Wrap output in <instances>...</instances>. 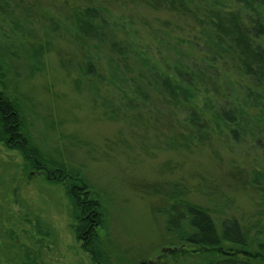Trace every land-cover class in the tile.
<instances>
[{
	"label": "rangeland",
	"instance_id": "374dc122",
	"mask_svg": "<svg viewBox=\"0 0 264 264\" xmlns=\"http://www.w3.org/2000/svg\"><path fill=\"white\" fill-rule=\"evenodd\" d=\"M258 3L253 10L257 4L234 0H0L4 94L30 143L93 193L109 264L222 260L167 229L178 226L165 216L177 200L206 211L218 235L238 224L247 245L224 243L234 251L225 259L256 263L264 85L244 75L213 12H234L248 28L264 20ZM87 19L92 33L79 30ZM166 78L188 87L190 98H170ZM76 213L64 184L0 144V264H94L75 235Z\"/></svg>",
	"mask_w": 264,
	"mask_h": 264
},
{
	"label": "trees",
	"instance_id": "16d2710c",
	"mask_svg": "<svg viewBox=\"0 0 264 264\" xmlns=\"http://www.w3.org/2000/svg\"><path fill=\"white\" fill-rule=\"evenodd\" d=\"M216 2L218 0H210ZM237 3H245L246 7H253L256 10L260 0H234ZM264 7V0H261ZM91 16V11H87L86 17ZM214 28L220 35L230 40V47L237 55V59L242 65V71L245 76L258 81L264 85V20L261 18L249 20L251 27L246 28L241 25L239 16L234 13L223 15L221 12H213ZM92 22L90 20L81 21L79 30L93 32ZM113 47H117L113 44ZM6 75L0 65V144L11 150L18 151L25 163L34 173L44 177L47 181L53 183H62L66 186V195L69 197L76 208L75 219L78 225L75 235L79 241H82V249L89 254L94 264H109L106 252L101 246V238L97 230L103 227V214L100 205L96 201L93 193L89 190L84 180L79 178L78 174L68 172L62 164L50 161L44 156L38 148H35L29 141L25 133L24 122L18 108L8 100L4 94ZM177 82V81H176ZM173 82L170 78L163 79L161 87L174 101L178 98L188 99L191 96L190 89L183 87L178 82ZM223 119L233 123L230 114H223ZM191 123L200 124L196 119V113L191 112ZM203 129V127H201ZM176 191L177 188H174ZM167 221L170 224L172 219L178 222L175 230L179 242L188 243L195 246L197 251H220L223 259L210 264H264V236L263 241L258 244V253L255 256L256 263L250 259H240L234 255H225L234 252L232 249L222 250L224 243L233 247L244 249L247 245L245 234L235 222L230 223L220 235L217 234L214 224L208 213L199 207L191 205L185 201H175L170 206V213H166ZM188 224L189 231H184L182 225ZM182 227H180V224ZM174 225V224H173ZM225 259V260H224Z\"/></svg>",
	"mask_w": 264,
	"mask_h": 264
}]
</instances>
